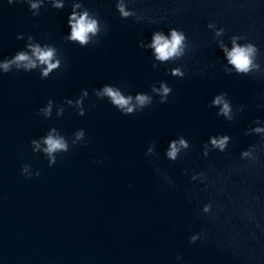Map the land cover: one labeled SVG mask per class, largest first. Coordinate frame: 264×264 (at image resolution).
<instances>
[{
  "label": "water",
  "instance_id": "water-1",
  "mask_svg": "<svg viewBox=\"0 0 264 264\" xmlns=\"http://www.w3.org/2000/svg\"><path fill=\"white\" fill-rule=\"evenodd\" d=\"M117 2L0 0V61L29 43L54 47L60 61L46 77L43 66L0 73V264H264V138L248 131L264 125V0H123L127 17ZM77 3L100 27L83 46L67 39ZM170 29L183 32L185 51L158 61L143 45ZM234 35L257 48L248 73L217 43L230 47ZM161 82L171 89L163 103L152 92ZM104 84L152 103L121 113L94 94ZM220 93L231 120L211 103ZM51 129L69 148L50 164L31 141ZM217 135L226 148L205 155ZM178 137L188 148L171 160Z\"/></svg>",
  "mask_w": 264,
  "mask_h": 264
},
{
  "label": "clouds",
  "instance_id": "clouds-1",
  "mask_svg": "<svg viewBox=\"0 0 264 264\" xmlns=\"http://www.w3.org/2000/svg\"><path fill=\"white\" fill-rule=\"evenodd\" d=\"M55 7H62V0H52ZM40 5V0H29V6L31 9H37ZM79 3L73 5V11L68 17L69 32L67 39L69 41H75L81 46L87 44L92 37L96 36L100 27L98 20L89 14L87 10H81L77 12L76 9L80 8ZM116 7L122 17L133 15L130 9L125 7L123 0H118ZM210 28L213 25H209ZM223 29H216L215 35L220 36ZM31 41V37L28 38ZM241 39L239 36H232L230 38V47L225 45L223 41H217L220 49L222 50L227 64L232 66V70L237 73H248L257 68L256 56L257 48L250 42L238 43ZM152 50L153 57L158 61H166L172 58H178L183 55L185 51V36L183 32L170 29L167 34L162 31H155L152 33L151 39L147 44L143 45ZM27 51L17 52L11 59H4L0 61V73L8 72L12 67L17 70L23 69L25 71L43 66L40 68L41 76L46 77L48 73L59 66V59L56 54V49L49 45L41 46L37 43H29ZM173 75H182L179 68L172 70ZM171 89L163 82H161L159 88H152V92L157 93L160 98V102L163 103L167 99V94ZM94 94L98 98H107L108 102L114 105L121 113L130 114L134 110L140 111L146 105L152 103V96L147 93L138 92L135 95L124 94L122 91L111 84H104L100 88L94 90ZM87 92L82 90L81 96H86ZM68 104H72V101H67ZM213 106H219L217 114L223 115L226 119L231 120L233 118L232 108L230 102L225 98V94L220 93L216 95L212 101ZM75 105L80 109L79 115L83 114V109L80 108L81 99L75 101ZM52 101L49 100L43 108L38 111L45 117H48L51 113ZM63 109H57V116L62 113ZM254 124L257 126L248 129V131L260 135L264 138V125H261L259 120H255ZM75 140L73 143L80 140L83 135V129L76 131ZM229 141L227 135H217L215 137H209L207 144L204 145V154L207 155L209 145L219 151H223ZM33 150L40 149L48 158L51 164L55 159V153L67 151L69 143L67 139L59 134L55 129H51L48 133L38 140L31 141ZM43 145V147H41ZM188 148V142L183 137H178L175 140L169 141L168 148L166 150L167 158L175 160L181 150ZM152 151L151 147L148 149ZM241 158H252L253 148L250 147L240 153ZM28 171V166L22 167V173ZM195 179V176H193ZM209 206L205 205L203 211L207 212ZM195 240L196 237H191Z\"/></svg>",
  "mask_w": 264,
  "mask_h": 264
}]
</instances>
